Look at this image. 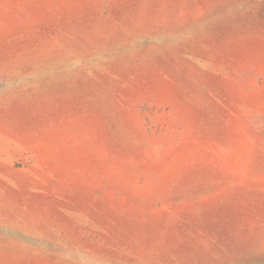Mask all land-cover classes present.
Segmentation results:
<instances>
[{
	"label": "rangeland",
	"instance_id": "1",
	"mask_svg": "<svg viewBox=\"0 0 264 264\" xmlns=\"http://www.w3.org/2000/svg\"><path fill=\"white\" fill-rule=\"evenodd\" d=\"M0 264H264V0H0Z\"/></svg>",
	"mask_w": 264,
	"mask_h": 264
}]
</instances>
